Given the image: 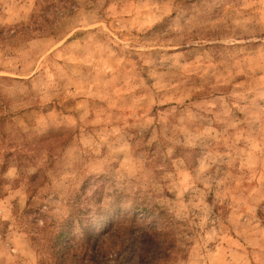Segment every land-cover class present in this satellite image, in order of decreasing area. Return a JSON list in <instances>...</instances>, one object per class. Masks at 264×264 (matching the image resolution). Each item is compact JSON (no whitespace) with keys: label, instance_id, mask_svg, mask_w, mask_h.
<instances>
[{"label":"rangeland","instance_id":"1","mask_svg":"<svg viewBox=\"0 0 264 264\" xmlns=\"http://www.w3.org/2000/svg\"><path fill=\"white\" fill-rule=\"evenodd\" d=\"M86 216L102 264H264V0H0V264Z\"/></svg>","mask_w":264,"mask_h":264},{"label":"trees","instance_id":"2","mask_svg":"<svg viewBox=\"0 0 264 264\" xmlns=\"http://www.w3.org/2000/svg\"><path fill=\"white\" fill-rule=\"evenodd\" d=\"M73 221L79 222L81 229L87 235L88 238L84 239L86 242L85 244L81 243L76 245L77 243L74 242L73 246L70 245V242H73L72 239L70 240V235L73 233ZM108 221L110 220L108 219L104 224L100 217L92 219L89 216H86L77 218V220L69 219L66 223H63L54 233L51 240V245L49 247L52 250V260L47 264H74L83 259L90 261L91 264H102L101 262L107 256V252L102 250V246L104 245V235L108 234V231L110 230V227L105 228L108 224H111ZM99 229L103 233H99ZM125 241V238H121L114 246L115 249H113V252L119 255L115 256L116 259L122 257L121 251L127 246L126 243L124 244ZM79 250H82V257L78 256Z\"/></svg>","mask_w":264,"mask_h":264}]
</instances>
